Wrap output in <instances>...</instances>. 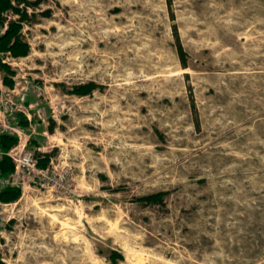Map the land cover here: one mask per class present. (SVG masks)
<instances>
[{
  "label": "rangeland",
  "instance_id": "1",
  "mask_svg": "<svg viewBox=\"0 0 264 264\" xmlns=\"http://www.w3.org/2000/svg\"><path fill=\"white\" fill-rule=\"evenodd\" d=\"M21 6L31 50L5 64L28 84V148L50 159L2 207L3 262L264 264V0Z\"/></svg>",
  "mask_w": 264,
  "mask_h": 264
},
{
  "label": "trees",
  "instance_id": "2",
  "mask_svg": "<svg viewBox=\"0 0 264 264\" xmlns=\"http://www.w3.org/2000/svg\"><path fill=\"white\" fill-rule=\"evenodd\" d=\"M31 0H0V25L4 26L7 23V27L3 33H0V52H10L13 57H25L30 53L31 46L24 40L22 36V29L24 28V22L29 18L28 10L23 8L21 5H28ZM171 6L172 0H168ZM37 3V2H34ZM14 13L18 18H11L7 20L6 15L9 12ZM174 35L176 38V49L180 61L184 67L188 66L187 63V52L181 42L179 32L176 26H174ZM2 67L5 70L6 76H4L3 81L5 85L13 87L14 71L11 70L10 66L3 63ZM98 84L95 82H89L81 85H77L72 90V93L78 95H88L93 92ZM16 118H18V124L22 127H28L30 122L27 116L22 112L16 113ZM19 141L18 136L12 134H3L0 138V150L7 153L14 145ZM50 156L46 155L45 158L39 161L41 166L46 167L48 165ZM15 169V165L12 159L4 154L0 159V173L1 176H8ZM166 192L160 191L152 194L137 197L136 200L143 203H163L164 195ZM22 195V191L19 187L9 186L0 190V200L5 203H11L17 201ZM111 258L116 261L117 258H122V255L118 252H112ZM0 264H5L0 257Z\"/></svg>",
  "mask_w": 264,
  "mask_h": 264
},
{
  "label": "built area",
  "instance_id": "3",
  "mask_svg": "<svg viewBox=\"0 0 264 264\" xmlns=\"http://www.w3.org/2000/svg\"><path fill=\"white\" fill-rule=\"evenodd\" d=\"M11 59L15 60L10 52H0V71L3 63L14 64L10 62ZM0 83V138L6 133L19 138L18 143L7 153L0 150V159L7 154L15 165L14 171L8 176H1L0 173V190L14 186L22 188L24 192L26 189L42 184L41 180L45 178L48 170L39 165V159L28 148L25 129L16 122L17 112H22L29 119L26 106L28 84L18 89L16 83L13 87L3 84L2 80ZM14 93H16L15 98ZM4 205L7 204L0 200V215Z\"/></svg>",
  "mask_w": 264,
  "mask_h": 264
}]
</instances>
